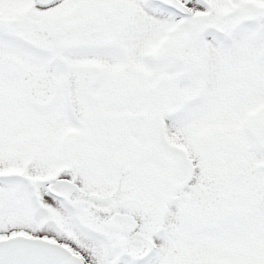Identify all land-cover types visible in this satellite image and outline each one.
Wrapping results in <instances>:
<instances>
[{
	"label": "snow or ice",
	"instance_id": "6c2138e0",
	"mask_svg": "<svg viewBox=\"0 0 264 264\" xmlns=\"http://www.w3.org/2000/svg\"><path fill=\"white\" fill-rule=\"evenodd\" d=\"M0 264H264V0H0Z\"/></svg>",
	"mask_w": 264,
	"mask_h": 264
}]
</instances>
